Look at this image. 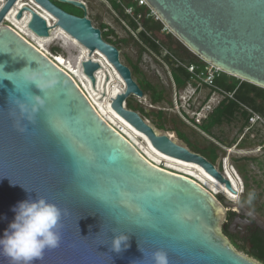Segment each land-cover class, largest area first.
<instances>
[{
    "label": "water",
    "instance_id": "water-1",
    "mask_svg": "<svg viewBox=\"0 0 264 264\" xmlns=\"http://www.w3.org/2000/svg\"><path fill=\"white\" fill-rule=\"evenodd\" d=\"M17 1L6 0L0 9V237L14 219L12 208L18 202L42 197L63 212L61 243L46 250L36 264H153L156 251L167 253L169 264H257L222 236L226 210L215 195L191 178L151 164L98 114L67 72L2 24ZM32 1L56 22L49 26L39 9L27 5L29 0L15 20L29 13L27 30L35 37L48 38L59 28L91 55L100 53L126 86L112 99V110L145 135L156 151L198 165L235 193L223 171L126 107L129 96L143 99L144 94L81 1L55 0L81 9L82 17L49 0ZM145 1L192 54L264 89V0ZM26 66L53 74L59 84L41 92L17 73ZM101 68L91 59L81 63L93 87ZM32 95H40L45 107L34 122L22 121L26 131L20 132L16 100L31 103ZM256 221L264 232V223ZM121 234L129 236L128 247L122 245L116 253L112 239ZM0 264L10 262L0 256Z\"/></svg>",
    "mask_w": 264,
    "mask_h": 264
},
{
    "label": "rangeland",
    "instance_id": "rangeland-1",
    "mask_svg": "<svg viewBox=\"0 0 264 264\" xmlns=\"http://www.w3.org/2000/svg\"><path fill=\"white\" fill-rule=\"evenodd\" d=\"M51 1L61 7L64 12L72 13L78 17L83 16L81 9L55 0ZM83 1L87 5V16L95 26L100 23H109L110 29L114 31V35L109 36V39L112 41L125 40V43H120L119 57L121 62L126 66L129 63L137 64L145 80L155 85L157 89L164 90V100L155 105L150 103L147 95L143 99L131 95L126 102L130 103L133 108L142 109L144 119L156 129H158L159 122H157L155 116L158 111H162L163 129L158 130L163 134H167L177 143L187 146L179 139L174 129L179 130L196 146L215 148L217 153L215 167L223 171V161L227 159L228 165L236 171L242 182L243 202L249 204L247 202L248 194L254 192L255 198L249 205L264 219V118L256 113L260 119L255 124H251L248 118L247 125L243 126V120L237 117L232 123H224L214 127L210 136L204 134L199 129V125H196L195 119L197 117L194 116V112H200L207 105L213 95L212 92L205 87L198 88L196 94L189 100L192 95L190 88L185 87L179 90L172 82L170 67L162 58L167 53L165 50L161 56L151 54L148 51L142 52L141 48L143 46L136 38L137 32L132 31L127 26L126 21L120 17L118 12L117 16L112 14L98 0ZM163 33L158 34V39L169 43L168 39H165V35L171 33L166 26H164ZM171 36L173 41L171 46L173 49H178L180 53V58L176 56L172 58L186 65L191 64L188 63L189 60H194L198 63L196 65L202 67V60L192 54L173 34ZM53 48L60 49L61 53L53 52ZM46 52L57 57V59L69 57L72 63H74L73 57L75 58L77 55L75 48L68 46L64 50L59 46L58 41L48 45ZM97 72L99 73V79H101V87L98 89L95 86L94 88H97L96 93L101 92L100 97L105 102V100H108L109 91L115 87H120V82L114 77L112 70L107 65H104ZM219 99H223L222 94ZM211 106L215 108V102ZM182 115L185 116V119ZM239 254L244 256L240 252Z\"/></svg>",
    "mask_w": 264,
    "mask_h": 264
},
{
    "label": "trees",
    "instance_id": "trees-1",
    "mask_svg": "<svg viewBox=\"0 0 264 264\" xmlns=\"http://www.w3.org/2000/svg\"><path fill=\"white\" fill-rule=\"evenodd\" d=\"M114 8L117 10L120 17L124 21H126L127 26L132 31L137 32L136 38L138 42L143 46L142 48L140 47L142 52L148 51L151 54L157 56H161L164 50L167 52L164 56H162V58L170 67V74L173 83L176 89L180 90L185 88L187 83L190 82V74L186 71V69L172 60V57L175 56L180 58V53L178 52V49H173V47L171 46L173 42L171 40V34L165 35V39H168L169 43L165 42L164 40L160 41L157 37L158 34L163 33L164 25L158 20H155L151 17H146L145 15L148 14V11L146 9H137V13H142L144 15L140 21L139 27L138 24L131 18L126 16L118 6L114 5ZM95 27L100 29L101 37L105 42L115 46L118 50L121 49L120 43H125L124 39L115 41L109 39V36L114 35V31L109 28L107 31H104L106 25L103 23H100ZM52 50L57 54L61 53L60 49L58 48H53ZM188 63L195 65L198 64L194 60H189ZM128 67L131 70L133 79L142 90L144 96L147 95L149 97L151 104L155 105L164 100V90L157 89L155 85L145 80L142 77L137 64L129 63ZM215 84L223 91L231 93L232 98H229L227 96L224 97L220 101V103L212 110V112L208 114L207 118L204 119L198 126L201 132L210 136L214 127H218L224 123H232L237 117H240L243 120V126H246L248 123L249 115L245 107L252 109L255 113L264 118V89L240 81L224 73H222L221 76L215 80ZM126 107L130 110L138 112L144 118L142 109L133 108L128 102H126ZM155 117L157 122H159L157 128L163 129L162 111H158ZM174 131H176L179 139H181L187 145L190 151L200 154L213 165H215V161L217 159L215 148L212 149L209 147L196 146L192 142H190V140L179 130L174 129Z\"/></svg>",
    "mask_w": 264,
    "mask_h": 264
},
{
    "label": "bare ground",
    "instance_id": "bare-ground-1",
    "mask_svg": "<svg viewBox=\"0 0 264 264\" xmlns=\"http://www.w3.org/2000/svg\"><path fill=\"white\" fill-rule=\"evenodd\" d=\"M4 1L6 0H0V9L2 5H4ZM29 1L35 6L36 9H39V11H41L40 8H38L32 0ZM23 3L24 0H20L19 2L17 1L9 11L7 16H5L6 19L4 20L9 23L18 33H20L22 37L27 39L31 44H33L45 55H49V53L46 52V47L55 41H58L59 46L64 50H66L68 46L75 48L77 50V55L75 56V58L73 57L74 63H72V60L69 57L58 59L56 57V60L54 61H56V63L61 69H64L67 71V73H69V75L73 78L77 86L89 99L90 103L93 105L98 114L110 126L117 129V131H119V133L122 134L144 158H146L151 164L159 168L193 179L195 182L204 187L213 195L222 194L227 199H231L232 201H236L238 199L239 195L242 192V182L238 177L236 171L228 165L227 159L223 161V175L226 179L230 181L235 193L226 190L223 185L219 184L217 181L211 178L198 165L174 159L156 151L152 147L148 139L145 137V135L134 129L129 123H127L124 119H122L112 110V99L118 93H122L126 86L125 83H123L122 79L119 77V75L116 73V71L113 69V67L105 60V58L98 52H95L91 56L88 50L79 45L75 40H73L59 28L52 29L48 38L35 37L29 32V30H27V23L29 22V19L31 17L29 13H24L23 19L21 21L15 20L18 10L21 9L24 5H26ZM41 14L45 17L49 26L52 21L56 22L55 19H53L45 12L41 11ZM89 59L93 61H98L102 67L104 65L109 66V68L113 72L114 77H116V79H118V81L120 82V87H115L112 90L109 89L110 91L109 96L107 98L108 100H105V102H103L104 100L100 97L101 92L96 93V89H99L101 87V79H99L98 76L99 73H95V86L97 87L95 89V86H92L91 82L87 79L86 76L83 75L81 71V63Z\"/></svg>",
    "mask_w": 264,
    "mask_h": 264
},
{
    "label": "clouds",
    "instance_id": "clouds-1",
    "mask_svg": "<svg viewBox=\"0 0 264 264\" xmlns=\"http://www.w3.org/2000/svg\"><path fill=\"white\" fill-rule=\"evenodd\" d=\"M17 73L23 74L27 83L34 84L41 92L53 89L59 84L53 74H43L39 68L33 69L26 66ZM31 101V103H24L19 99L16 100L21 117L16 122V127L20 132L26 131L22 121L34 122L36 115L45 107V100L40 95H32ZM254 198L255 193L249 192L247 202L250 204ZM12 211L15 213L14 219L0 237V256L7 258L10 264H36L43 258L46 250L59 247L63 215L59 207L42 197H37L35 200L29 197L18 202ZM128 240V235H114L111 250L120 253L123 250L122 245L124 249L128 247ZM152 262L153 264H169L167 253L154 252Z\"/></svg>",
    "mask_w": 264,
    "mask_h": 264
},
{
    "label": "built area",
    "instance_id": "built-area-1",
    "mask_svg": "<svg viewBox=\"0 0 264 264\" xmlns=\"http://www.w3.org/2000/svg\"><path fill=\"white\" fill-rule=\"evenodd\" d=\"M19 1L20 0H18V2ZM79 1H81L87 8V5H86V3L83 0H79ZM98 1L100 3H102V4H104L106 6V8L108 9V11H110L112 14H114L116 16H117V10L114 8V5L118 6L124 12V14L126 16H128L129 18H131L134 22H136L139 27H140V21H141V19L143 18L144 15L142 13H137L136 12L137 9H146L148 11V14L145 15L146 17H151V18L159 21V18L157 17L155 12L148 6V4H147V2L145 0H98ZM27 5L29 7H32V9H35V11H36V8H35V6L33 4L27 3ZM5 19H6V17H5ZM2 24L8 25L11 28H13L5 20L2 21ZM103 24L106 25V28L104 29V31H107L108 28L109 29L111 28L109 23H103ZM46 56L58 66L56 61H54V60H56V57H54V56H52L50 54L46 55ZM173 60L178 65H180L184 69H186V71L190 74V82H188L187 86H186V87H189L190 90L192 91V95H191L189 100H191V98L196 94L197 89L201 88V87L208 88L213 94L210 97L209 102L207 103V105L200 112H198V111L194 112V116L197 117L195 119L196 125H200L202 120L206 119L208 114L211 113L212 110L214 109V106L212 108L211 104H213L215 102V107H216L220 103L221 99H219V96L221 94L223 95V98L226 97V96L229 97V98H232V94L223 91L221 88H219L215 84V80L218 77H220L221 74H222V71L219 68H217V67H215V66H213V65H211L209 63H206L203 60H202V64H203L202 67H200L198 65H195V64L186 65V64L180 63L176 59H173ZM64 71L67 72L66 70H64ZM172 82H173V80H172ZM194 84H196V85L194 86ZM245 109L248 112L250 123L251 124H255L260 119V117L252 109L246 108V107H245ZM182 116L185 119V116L184 115H182ZM115 130H117V129H115Z\"/></svg>",
    "mask_w": 264,
    "mask_h": 264
},
{
    "label": "flooded vegetation",
    "instance_id": "flooded-vegetation-1",
    "mask_svg": "<svg viewBox=\"0 0 264 264\" xmlns=\"http://www.w3.org/2000/svg\"><path fill=\"white\" fill-rule=\"evenodd\" d=\"M49 1L63 10L55 2ZM215 198L226 210L220 229L222 236L236 252L244 254L257 264H264V232L256 221L260 220L264 223V219L254 208L243 202L242 192L236 201L229 200L222 194H216Z\"/></svg>",
    "mask_w": 264,
    "mask_h": 264
},
{
    "label": "crops",
    "instance_id": "crops-1",
    "mask_svg": "<svg viewBox=\"0 0 264 264\" xmlns=\"http://www.w3.org/2000/svg\"><path fill=\"white\" fill-rule=\"evenodd\" d=\"M93 23V22H92ZM95 26V24H93Z\"/></svg>",
    "mask_w": 264,
    "mask_h": 264
}]
</instances>
